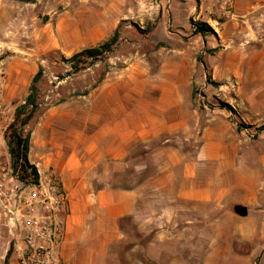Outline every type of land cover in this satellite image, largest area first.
I'll use <instances>...</instances> for the list:
<instances>
[{
	"label": "crops",
	"instance_id": "1",
	"mask_svg": "<svg viewBox=\"0 0 264 264\" xmlns=\"http://www.w3.org/2000/svg\"><path fill=\"white\" fill-rule=\"evenodd\" d=\"M198 1L144 0L180 48L135 51L34 121L28 160L66 198L64 264H264V0Z\"/></svg>",
	"mask_w": 264,
	"mask_h": 264
},
{
	"label": "rangeland",
	"instance_id": "2",
	"mask_svg": "<svg viewBox=\"0 0 264 264\" xmlns=\"http://www.w3.org/2000/svg\"><path fill=\"white\" fill-rule=\"evenodd\" d=\"M146 10L144 0H0V150L3 162L9 164L23 183L30 179H21L20 172L13 169L8 151L7 136L12 129L17 128L26 136L45 109L92 87L102 79L109 65H122L124 57L128 58L135 51L180 48L178 36L170 33L168 36L174 40L156 41L151 35L152 19L148 23L144 21ZM149 18L154 16L149 15ZM100 22L113 27L98 40L95 30ZM197 22L204 21L188 19L194 32H197ZM206 23L216 33L212 25ZM168 31L189 36L177 26H167ZM210 35L213 33L207 32L205 36ZM111 39H115L114 44L96 58L73 57ZM39 68L37 113L21 127L20 122L27 113L16 119V110L28 95ZM9 89L14 94L10 93V100H6ZM259 127L264 128V124ZM258 128L252 132L257 133ZM1 237L6 243L10 240L7 236ZM9 259L11 250L3 264H8Z\"/></svg>",
	"mask_w": 264,
	"mask_h": 264
},
{
	"label": "built area",
	"instance_id": "3",
	"mask_svg": "<svg viewBox=\"0 0 264 264\" xmlns=\"http://www.w3.org/2000/svg\"><path fill=\"white\" fill-rule=\"evenodd\" d=\"M231 3L224 0L225 13ZM29 179L23 183L3 162L0 150V232L10 239L5 251L7 255L11 250L8 264H64L56 248L65 194L51 173Z\"/></svg>",
	"mask_w": 264,
	"mask_h": 264
},
{
	"label": "trees",
	"instance_id": "4",
	"mask_svg": "<svg viewBox=\"0 0 264 264\" xmlns=\"http://www.w3.org/2000/svg\"><path fill=\"white\" fill-rule=\"evenodd\" d=\"M196 31L199 33L203 38L205 37L207 32H215L206 22H197L196 23ZM115 39H111L110 42H106L105 44L97 47V48H88L84 49L78 54H75L73 57L77 58L81 55H86L87 57L96 58L100 56L105 51H108L110 46L114 44ZM161 45V44H159ZM41 78V68H39L38 72L33 76L30 87L29 93L26 96L23 104L17 108L16 110V119H19L25 113V118L20 122V126L24 127L28 124V122L34 118L37 113V95L38 89L36 87V82ZM230 111H233L229 105H224ZM30 108V110H28ZM29 143H30V131L23 136L21 131L17 128H14L10 131L7 136V146L9 155L11 157L12 167L13 169L20 172L21 179H26L31 177L33 180H36L38 177L37 168L30 164L28 160V151H29ZM9 255V254H8ZM9 256H7L6 260Z\"/></svg>",
	"mask_w": 264,
	"mask_h": 264
},
{
	"label": "water",
	"instance_id": "5",
	"mask_svg": "<svg viewBox=\"0 0 264 264\" xmlns=\"http://www.w3.org/2000/svg\"><path fill=\"white\" fill-rule=\"evenodd\" d=\"M235 212H236V214L239 215V216H246V214H247V209H246V207H244V206H236V207H235Z\"/></svg>",
	"mask_w": 264,
	"mask_h": 264
}]
</instances>
